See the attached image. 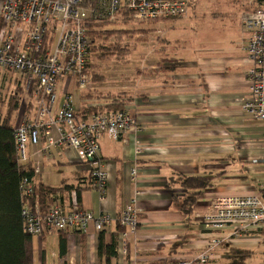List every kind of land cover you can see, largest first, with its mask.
Listing matches in <instances>:
<instances>
[{"label": "crops", "instance_id": "crops-1", "mask_svg": "<svg viewBox=\"0 0 264 264\" xmlns=\"http://www.w3.org/2000/svg\"><path fill=\"white\" fill-rule=\"evenodd\" d=\"M233 1L235 12L225 19L214 16L210 30L192 34L191 43L171 39L165 25H160L163 36L139 66L146 70L132 76L119 73L118 83L106 77L99 81L108 82L103 90L115 96L103 95L99 89L96 97L90 96L93 86L85 92H69L75 111L82 106H120L136 117L139 127L117 139L100 138L98 155L107 171L103 200L90 184L91 163L80 161L73 148L52 149L49 156L42 152L43 140L29 148L35 182L53 188L72 186L56 193L58 204L69 210L76 204L112 219L99 231L90 225L84 232L70 229L33 236L32 264L191 261L212 236L223 239L213 264H264V228L233 234V225L213 231L202 221L214 197L260 192L264 185V120L241 106L248 94L250 65L244 44L251 33L242 15L250 11V2ZM132 167L137 170L135 182L130 177ZM180 176H207L209 183L192 189ZM196 192L198 197L190 203L191 193ZM132 199L139 223L129 237L127 254L121 256L117 247L123 228L117 216Z\"/></svg>", "mask_w": 264, "mask_h": 264}, {"label": "built area", "instance_id": "built-area-1", "mask_svg": "<svg viewBox=\"0 0 264 264\" xmlns=\"http://www.w3.org/2000/svg\"><path fill=\"white\" fill-rule=\"evenodd\" d=\"M253 1V0H249ZM257 1V0H254ZM191 0H0V71L18 74L22 89V113L14 125L19 163L29 161V148L42 140L44 156L52 149L71 147L80 161L90 162V178L100 200L104 199L107 171L99 158L100 138H118L138 130L136 117L126 109L105 110L76 118L70 91L64 93L58 106L57 84L68 88L77 83L87 90L89 74L88 22H114L126 17L133 22L161 21L183 17ZM264 4V0H261ZM251 33L244 44L249 68L246 73L248 94L242 109L258 120H264V5L242 15ZM51 38V43L49 39ZM47 43V47L44 43ZM22 119V120H21ZM140 151L135 141V152ZM264 162V158H263ZM137 170L130 169L136 181ZM23 231L30 236L70 229L86 231L90 225L99 231L111 222L108 214L94 215L77 207L65 209L56 203L41 210L31 199L34 183L27 177L20 182ZM139 192L135 191L134 195ZM135 199L125 204L117 216L123 228L117 252L127 254L128 240L138 223ZM205 228L219 231L234 226L233 234L264 228V185L262 191L214 197L202 216ZM223 239L212 236L203 241L191 261L170 264H213Z\"/></svg>", "mask_w": 264, "mask_h": 264}, {"label": "rangeland", "instance_id": "rangeland-1", "mask_svg": "<svg viewBox=\"0 0 264 264\" xmlns=\"http://www.w3.org/2000/svg\"><path fill=\"white\" fill-rule=\"evenodd\" d=\"M234 4L233 0H191L187 11L188 14L186 19L184 18L183 20H179L182 18H165L161 22L154 21L156 23H153V21L133 22L127 19V21L122 22L95 24L93 30L99 32V35L95 38V44L99 47L97 50L99 57L95 56L94 58L92 56L90 59L89 83H87V86L88 88L89 86L94 87V89L89 90L92 91L90 96H94V94L95 97L97 96L96 89H99L103 95L115 96V93L103 90V87L109 85V83L99 82L101 78L105 80L106 77V81L110 79L112 82L118 83L119 80H122L116 76L119 73L132 76V74L136 75L140 71L146 70V68L142 69L139 66H143L141 62L150 51L151 45L156 44L163 36V33H161L163 28L160 25H165V30L168 31L167 35L171 39L181 38L191 43L192 34L197 35L210 30V23L214 16L225 19L230 11L235 12L232 7ZM141 28H145L146 33ZM157 65H159V62ZM135 66L137 67L134 69ZM17 77L18 74L16 73L6 70L0 71V108H3L8 97L12 95L16 86V80L14 81V79ZM129 83L131 84L132 82ZM74 89H78L75 82L69 84L68 88L61 83L57 84V98H62L64 93L72 92ZM21 95L22 91L20 90L19 110L22 108L21 103L23 102ZM19 110L14 116V124L18 114L22 113ZM2 112H4L3 109Z\"/></svg>", "mask_w": 264, "mask_h": 264}, {"label": "trees", "instance_id": "trees-1", "mask_svg": "<svg viewBox=\"0 0 264 264\" xmlns=\"http://www.w3.org/2000/svg\"><path fill=\"white\" fill-rule=\"evenodd\" d=\"M251 12L252 10L263 6L261 0L249 1ZM127 21V18L120 17L114 22ZM129 21V20H128ZM107 23L105 22H88L87 38H88V54L86 56L87 69L89 71L90 59L93 56L99 57L97 50L98 45L95 44V38L99 32L93 30L95 24ZM113 23V22H112ZM153 23H155L153 21ZM93 27V28H92ZM142 29V28H141ZM146 33V29L143 28ZM143 39V38H142ZM51 43V38L49 39ZM47 47V43H44ZM99 60V59H98ZM94 79V78H93ZM103 81V78L100 79ZM72 84V83H71ZM88 87V86H87ZM21 86L19 80L16 81V86L13 89L12 95L8 97L3 108H0V264H32L34 247L33 236L26 234L23 231L22 222V207L24 199L20 194V182L23 177H27L34 183V195L32 202H38L41 210L50 205L57 203L56 193L66 189H71L72 186H63L62 188H53L35 182V169L30 161L26 163H19L17 158L16 141L14 137V116L19 110V96ZM22 96V95H21ZM119 108V109H118ZM2 109L4 112H2ZM111 110H120V106L110 108ZM110 109H102L101 107H86L75 111L76 118H85L91 113H97ZM90 174V172H89ZM90 178V175H89ZM184 181V185L190 186L192 189H200L209 183L208 177H185L180 176ZM91 180V178H90ZM92 186V180L90 182ZM93 188V186H92ZM78 195L79 189L74 190ZM198 192L191 193L190 203L198 197ZM79 198V197H78ZM79 202V201H78ZM63 245V239L61 240Z\"/></svg>", "mask_w": 264, "mask_h": 264}]
</instances>
